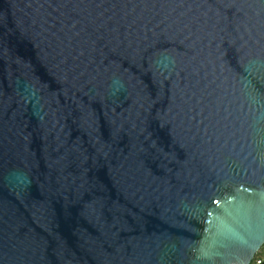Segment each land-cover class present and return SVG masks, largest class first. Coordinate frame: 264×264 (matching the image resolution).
<instances>
[{"label": "water", "instance_id": "obj_1", "mask_svg": "<svg viewBox=\"0 0 264 264\" xmlns=\"http://www.w3.org/2000/svg\"><path fill=\"white\" fill-rule=\"evenodd\" d=\"M263 244L264 0H0V264Z\"/></svg>", "mask_w": 264, "mask_h": 264}, {"label": "trees", "instance_id": "obj_2", "mask_svg": "<svg viewBox=\"0 0 264 264\" xmlns=\"http://www.w3.org/2000/svg\"><path fill=\"white\" fill-rule=\"evenodd\" d=\"M257 261H259V262H257ZM251 264H264V244L261 247V249L256 253Z\"/></svg>", "mask_w": 264, "mask_h": 264}, {"label": "built area", "instance_id": "obj_3", "mask_svg": "<svg viewBox=\"0 0 264 264\" xmlns=\"http://www.w3.org/2000/svg\"><path fill=\"white\" fill-rule=\"evenodd\" d=\"M257 262H259V261H257Z\"/></svg>", "mask_w": 264, "mask_h": 264}]
</instances>
